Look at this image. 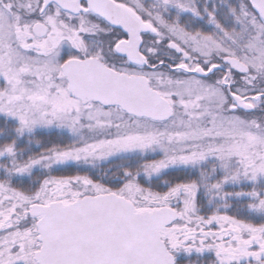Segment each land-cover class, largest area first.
<instances>
[{"label": "snow or ice", "instance_id": "obj_1", "mask_svg": "<svg viewBox=\"0 0 264 264\" xmlns=\"http://www.w3.org/2000/svg\"><path fill=\"white\" fill-rule=\"evenodd\" d=\"M0 264H264V0H0Z\"/></svg>", "mask_w": 264, "mask_h": 264}]
</instances>
